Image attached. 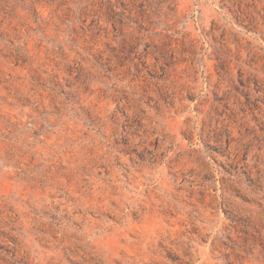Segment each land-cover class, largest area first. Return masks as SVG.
<instances>
[{
	"label": "rangeland",
	"instance_id": "374dc122",
	"mask_svg": "<svg viewBox=\"0 0 264 264\" xmlns=\"http://www.w3.org/2000/svg\"><path fill=\"white\" fill-rule=\"evenodd\" d=\"M0 264H264V0H0Z\"/></svg>",
	"mask_w": 264,
	"mask_h": 264
}]
</instances>
